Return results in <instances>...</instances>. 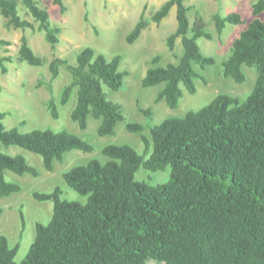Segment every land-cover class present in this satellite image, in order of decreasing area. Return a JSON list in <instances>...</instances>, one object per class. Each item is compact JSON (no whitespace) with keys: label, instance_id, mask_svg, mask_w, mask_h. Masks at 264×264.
I'll list each match as a JSON object with an SVG mask.
<instances>
[{"label":"trees","instance_id":"trees-1","mask_svg":"<svg viewBox=\"0 0 264 264\" xmlns=\"http://www.w3.org/2000/svg\"><path fill=\"white\" fill-rule=\"evenodd\" d=\"M66 12L64 0H53ZM22 4L45 32L54 51L60 43L62 27L53 24L48 8L36 0H0V12L15 28L33 29L34 23L19 14ZM176 8L177 28L167 39L170 51L182 40L184 55L178 63L151 68L143 86L165 87L159 99L177 109L184 88L194 94L196 81L203 79L196 65L205 70L216 63L201 52L199 38L213 39L207 22L197 14L191 23L190 7L185 0H167L151 17L144 12L127 37L135 43L152 22L160 24ZM253 19L233 42L231 55L224 63V74L242 84L243 67H255L258 79L244 102L232 95H219L208 105L185 116L172 117L151 129V139L142 136L146 159L129 145H109L103 153L105 164L92 161L64 173L66 183L87 203L63 199L62 189L51 193H34L39 201L52 200L54 213L48 224L36 223V236L25 259L16 261L20 244L11 247L6 236H0V264H264V0L252 6ZM222 33L228 24L243 25L241 15L231 13L214 17ZM0 45L11 42L0 40ZM12 56L0 57V69L8 72ZM19 62L44 66L48 60L39 56L23 36L18 52ZM122 57L108 58L87 46L72 65L54 57L49 63L52 80L48 89L49 110L59 117V106H66L75 90L77 105L71 117L82 130L89 117L101 121L98 135H113L124 121L123 108L108 98L105 87L112 91L124 85L120 71ZM159 58L153 64H158ZM61 69L71 74L57 103L52 82ZM42 82V81H41ZM40 82V83H41ZM3 87L0 86V93ZM6 112L0 111V196L22 190L9 182L5 172L18 175H40L23 155L11 156L2 150L19 147L39 155L44 167L53 171L65 154L93 147L65 131L35 129L22 133L7 128ZM127 130L141 133L142 125L127 124ZM171 167V179L151 185L138 180L141 167L162 171ZM0 207V218L3 215ZM24 222V215H21Z\"/></svg>","mask_w":264,"mask_h":264},{"label":"rangeland","instance_id":"rangeland-1","mask_svg":"<svg viewBox=\"0 0 264 264\" xmlns=\"http://www.w3.org/2000/svg\"><path fill=\"white\" fill-rule=\"evenodd\" d=\"M36 1L40 6L49 9L52 23L62 27L61 40L53 51L46 41L45 32L38 29L39 23L22 4L19 14L34 23L33 29L15 28L10 24L9 18L0 12V40L11 42V45H0V57L15 58L12 63H7L6 74L0 69V86L3 87L0 93V111L7 113V128H17L22 133L35 129L65 130L88 142L93 151H70L65 154L63 162H57L54 170L49 171L44 167L41 156L19 147L2 146L5 153L11 156L23 155L30 165L40 171L38 177L5 172L7 181L17 183L22 188L20 192L10 196H0V207L4 211L0 218V236H6L11 247L20 244L16 258L18 263L25 259L34 242L36 223L48 224L54 213L53 201L36 200L34 193H51L56 187H60L63 199L87 203V196L80 195L66 183L64 173L92 161L105 164L109 158L103 153V149L109 145H129L141 155L145 154L148 159L150 151L146 153L142 136L151 139V129L154 126L168 118L182 117L189 111L200 110L219 95H232L244 102L258 79L255 67H243L246 80L242 84L224 74V63L231 55L233 42L253 19L252 6L257 0H185L190 7L191 23L197 14L207 22V31L213 35V39L199 38L197 44L201 52L213 57L216 63L205 70L196 65L203 79L196 81L197 91L194 94L184 88V95L177 109H171L165 100L159 99V92L165 84L150 88L143 86L151 68L178 63L184 55L181 38L177 40L174 52L167 45L169 35L177 28L176 8L160 24L152 22L135 43L129 44L127 41L142 13L144 12L147 20H151L152 15L167 0H64L65 13L61 12L53 0ZM231 13L241 15L245 24H228L219 33L215 25V15L224 17ZM23 36L28 38L30 46L39 56L48 60L44 66L35 67L17 60ZM87 46L108 58L117 55L122 57L120 71L124 74L123 87L118 91L105 87L108 98L123 108L124 121L118 124L113 135H98L101 121L92 117H89L86 130H82L73 121L71 114L77 105L76 90L66 106H59L58 118L52 116L48 107L52 95L48 89L52 80L49 63L54 57H59L74 65L78 54ZM156 58H159L157 65L153 64ZM71 80V74L66 69H61L59 76L53 80V95L57 103L63 88ZM127 124L142 125L144 130L141 133L129 132ZM136 178L151 185L164 184L171 179V167L162 171L141 167ZM150 264L157 263L151 261Z\"/></svg>","mask_w":264,"mask_h":264},{"label":"crops","instance_id":"crops-1","mask_svg":"<svg viewBox=\"0 0 264 264\" xmlns=\"http://www.w3.org/2000/svg\"><path fill=\"white\" fill-rule=\"evenodd\" d=\"M27 255V254H26Z\"/></svg>","mask_w":264,"mask_h":264}]
</instances>
